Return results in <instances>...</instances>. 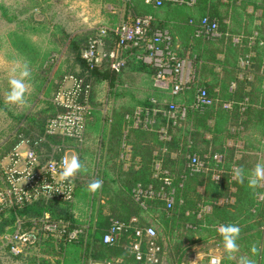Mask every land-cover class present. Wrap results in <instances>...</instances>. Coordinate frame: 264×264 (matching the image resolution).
Returning a JSON list of instances; mask_svg holds the SVG:
<instances>
[{"label": "trees", "instance_id": "1", "mask_svg": "<svg viewBox=\"0 0 264 264\" xmlns=\"http://www.w3.org/2000/svg\"><path fill=\"white\" fill-rule=\"evenodd\" d=\"M146 1L122 0L130 11L128 18L151 17L149 35L167 33L171 39L169 51L193 68L189 83L177 95L155 89L153 78L157 69L142 61L147 55L143 46L124 51L125 66L119 73L110 70L107 59L91 68L81 54L95 38L96 31L74 37L61 30L78 70L59 77L50 99L49 115L18 117V122L26 121L27 126L18 127L15 139L3 148L0 159L20 139L33 141L42 135L46 121L60 111L53 100L67 77L89 86L90 115L84 139L82 143L64 142L78 152L86 143L87 133L101 127L96 108L101 87L107 84L109 95L114 91L121 101H117L106 119L105 143L99 136V154H103L89 161L87 172L76 175L73 201L36 203L17 211L16 216L31 220L47 213L51 221L66 225L67 231L82 229L76 242L55 241L44 245L48 250L46 254L56 256L57 264H84L87 258L101 264H149L146 240L141 245V261H136L131 252L135 230L148 227L156 233L154 243L160 250L157 255V264H160L162 237L178 256L183 234L197 236L201 242L214 241L223 248L215 226L229 223L241 228L237 241L240 247L233 255L235 259L226 253L221 264H237L242 255L264 264V185L253 189L247 180L241 184L232 179L234 166L243 167L247 174L257 164V157L248 155L251 150L256 153L264 150V0L259 5L254 0L250 2L249 15L242 7L223 5L231 11L224 16L218 12L216 0H193L192 4L190 0H167L158 7L154 6L155 0H150V4ZM256 10L262 12L260 18L254 17ZM3 16L8 23L15 22L5 12ZM205 18L216 24L214 36H196ZM118 25L102 26L111 30L103 39L106 53L115 47L117 39L112 31ZM19 43L20 46L14 42L16 47L11 46L26 57L24 52L30 53L29 46L24 39ZM40 80L38 91L52 84L47 75ZM200 90L205 91L210 105L195 106ZM178 105L185 107L184 117L180 118L179 113L173 111L174 118H170V107ZM137 112L141 123L134 127ZM28 129L38 130V133L31 135ZM240 140L243 147L237 149L235 144ZM230 141L234 142L232 146ZM192 157L201 164L197 172L188 166ZM79 158L83 163L81 154ZM96 178L103 180V186L92 194L87 191V185ZM149 188L153 192L151 197L144 195ZM160 194L166 198L171 196L173 203L169 208ZM81 201L90 204L92 210L96 207L95 217L91 216L85 223L72 211V206L75 208ZM10 220H14L13 214ZM112 221L122 223L124 228L113 243L104 244L103 236ZM254 243L261 251L253 257L250 247ZM28 259L14 260L28 264ZM175 259L179 264V257ZM39 263L49 264V259L39 258Z\"/></svg>", "mask_w": 264, "mask_h": 264}, {"label": "built area", "instance_id": "2", "mask_svg": "<svg viewBox=\"0 0 264 264\" xmlns=\"http://www.w3.org/2000/svg\"><path fill=\"white\" fill-rule=\"evenodd\" d=\"M163 1L155 0L154 6L158 7ZM177 1V0H174ZM183 2V0H178ZM146 4L151 1L147 0ZM193 0H190V4ZM151 17L128 18L120 23L112 32L116 36L115 47L109 52L104 51V37L111 31L105 27L96 29L95 38L89 43V47L82 51V59L89 63L90 67L100 65L107 59L110 70L119 73L125 66L124 51L134 47H144L147 55L142 61L157 69L153 78V87L163 92L177 95L182 92L191 78L190 65L186 60L176 58L170 51L171 39L167 33L156 32L149 35ZM201 30L196 36H214L216 24L207 18L201 21ZM89 86H84L81 80L73 77L65 78L62 87L56 94L53 102L60 109L53 117L49 118L43 129V133L35 139L22 138L0 160V264H17L16 258H27L39 250L48 242L63 241L65 244L76 242L82 229L77 228L67 231L66 225L51 221L47 213L43 217L31 220H22L16 216V212L36 203H71L75 195V180L71 183H61L59 173L62 169V158L70 157L73 153L65 141L82 143L84 139L87 118L90 115L88 104ZM210 101L204 90H200L196 96L195 106H208ZM227 107V106H225ZM179 113L180 118L185 115L184 106L170 107L168 113L174 118L172 112ZM134 127L140 125L139 112L136 113ZM149 123V122H148ZM59 140V142H56ZM188 166L197 172L201 164L196 157H192ZM165 185H169L165 182ZM144 195L151 197L149 188ZM171 195V193H170ZM165 199L167 208L173 200L160 194ZM14 215L13 226L1 230L7 222L3 217ZM11 222V220H10ZM124 225L118 221H112L109 230L103 236L104 244H111L117 239ZM11 229V230H10ZM135 240L131 245V252L136 261H141L143 253L141 245L146 240V260L149 264H157L159 248L155 245V230L151 227L137 229L134 232ZM220 264L219 259H211ZM49 264H57L56 260ZM89 264H100L90 262Z\"/></svg>", "mask_w": 264, "mask_h": 264}, {"label": "rangeland", "instance_id": "3", "mask_svg": "<svg viewBox=\"0 0 264 264\" xmlns=\"http://www.w3.org/2000/svg\"><path fill=\"white\" fill-rule=\"evenodd\" d=\"M252 1L216 0L214 3L222 16L227 11L229 15L231 13L229 8L223 5L242 7L244 9L242 11L249 15L252 12V7L248 4ZM254 1L259 5L262 0ZM4 12L8 18L14 19L15 22L8 23L3 16ZM253 15L260 18L262 12L256 10ZM130 16V11L126 9L122 0H0V101L2 103V107L0 106V153L5 146L15 139L18 127H21V125L27 126L26 121L18 122V117L21 115L32 117L49 115L51 113L49 108L50 99L59 77L63 73L77 72L78 70L72 62L66 39L61 34V30L70 36L84 37L89 31H94L102 26L118 25ZM233 19L237 21V19ZM245 20L242 16V21L245 22ZM256 23L258 25L260 22ZM21 34L23 37H19ZM23 39L30 50V53L24 52L26 57L17 51L14 48L16 46L13 45L14 42L17 46H20L19 40ZM25 63L28 64L31 70V77L25 81L29 85L28 92L25 95L26 102L19 105L7 104L5 103V96L9 90V79L13 75L18 77L19 70L22 69ZM190 73L193 74L191 65ZM45 75L50 77L52 84L45 86L43 91H38L37 86L41 82L40 78ZM114 95V91L109 95L107 84L101 87L96 101L97 117L101 123L100 129L91 130L87 133L86 143L80 152L71 146L73 153L70 156L75 154L79 157V154H81L86 167H89V161L99 154V136L103 137L102 143L106 141L105 134L108 127L106 119L118 103L117 101H121L119 97ZM37 131L28 129V133L31 135L37 134ZM233 144L234 142L230 141V146ZM235 145L237 149H241L243 147L242 140L237 141ZM249 153L248 155L251 157L256 156L258 158H256L257 162L264 163V150L260 153L251 150ZM102 154L103 152L99 156ZM97 199H100L99 196H97ZM72 207L74 215H77L79 221L83 223L89 221L91 216L92 218L95 217L96 207L92 210L91 205L86 201L77 202L75 208ZM2 220L7 223L2 225L1 230L13 226L9 215L3 217ZM161 240L163 242V255L160 264H176L177 260L175 258L178 259V257L179 264H210L211 259L216 258L220 260L221 264L222 259L226 256L225 250L214 244V241L201 242L199 237L190 234H183L179 246V249H181L179 256L175 254L173 247L169 248L167 246V239L162 237ZM46 247L43 246V252L39 250L38 257L37 251L27 257V259L29 258L26 260L28 264H40L39 258H48L49 261L56 260V256L46 254L48 251ZM232 259H235V257H232ZM90 262L95 261L87 258L84 264ZM74 264H77V262H74Z\"/></svg>", "mask_w": 264, "mask_h": 264}, {"label": "clouds", "instance_id": "4", "mask_svg": "<svg viewBox=\"0 0 264 264\" xmlns=\"http://www.w3.org/2000/svg\"><path fill=\"white\" fill-rule=\"evenodd\" d=\"M15 72V70H14ZM31 77V70L27 63H25L22 69L19 70L18 77L13 75L9 79V90L5 96V103L12 105H19L25 103V95L28 92L29 85L25 83L27 79ZM62 169L59 173V181L61 183H71L72 179L81 172H87L86 166L82 163L77 155L70 157L65 156L61 161ZM218 179V178H217ZM232 179L238 183L243 184L247 180V184L250 188L255 189L258 186L264 185V163L257 162L255 167L245 173V170L241 166H234L232 169ZM103 186V180L96 178L90 180L87 185V191L95 194ZM217 233L222 238L223 248L228 254L229 258H232L234 254L239 252V244L237 241L240 238L241 228L234 223L220 224L215 226ZM261 249L257 244H252L250 247L251 255L257 256L260 254ZM216 264V261H213ZM238 264H257V261L249 256L242 255L238 259Z\"/></svg>", "mask_w": 264, "mask_h": 264}, {"label": "crops", "instance_id": "5", "mask_svg": "<svg viewBox=\"0 0 264 264\" xmlns=\"http://www.w3.org/2000/svg\"><path fill=\"white\" fill-rule=\"evenodd\" d=\"M105 135H106V138H107V137H108V130L106 131V134H105ZM74 155H75V154H74ZM97 159H98V158H97ZM100 264H101V263H100Z\"/></svg>", "mask_w": 264, "mask_h": 264}]
</instances>
